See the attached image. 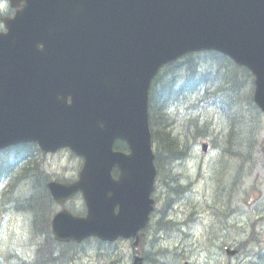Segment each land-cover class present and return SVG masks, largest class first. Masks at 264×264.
I'll return each instance as SVG.
<instances>
[{"label":"water","instance_id":"1","mask_svg":"<svg viewBox=\"0 0 264 264\" xmlns=\"http://www.w3.org/2000/svg\"><path fill=\"white\" fill-rule=\"evenodd\" d=\"M8 1L20 9L0 33V150L30 142L83 159L77 182L48 184L57 203L81 191L87 207L54 216L60 242L137 244L156 174L149 89L164 65L218 51L251 71L264 112V0Z\"/></svg>","mask_w":264,"mask_h":264},{"label":"trees","instance_id":"2","mask_svg":"<svg viewBox=\"0 0 264 264\" xmlns=\"http://www.w3.org/2000/svg\"><path fill=\"white\" fill-rule=\"evenodd\" d=\"M149 122L157 183L164 190L165 205L158 209L161 218L171 211L173 197H181L178 192L189 191L195 184L190 177L178 174L173 164L194 152L200 140H208L211 148L221 150L222 155L219 162L223 167L217 160L211 168V197H228L235 185L240 188L252 173L257 153H264V122L252 102V76L214 52L187 55L160 72L150 91ZM116 149L126 150L122 143ZM38 154L33 144L0 152V183H5L0 215L26 218L24 248L0 250V264H63L77 248L57 244L51 238L49 223L56 205L46 188L51 175L42 169ZM200 170L194 180L201 178ZM225 175L230 190L219 196L217 192L225 188L221 185ZM212 209L222 223L227 219V210ZM212 236L215 234L207 237L208 244L213 243ZM28 248L29 253L23 257Z\"/></svg>","mask_w":264,"mask_h":264},{"label":"rangeland","instance_id":"3","mask_svg":"<svg viewBox=\"0 0 264 264\" xmlns=\"http://www.w3.org/2000/svg\"><path fill=\"white\" fill-rule=\"evenodd\" d=\"M203 157L199 150L192 154L191 158L182 162L183 164L179 167V170L183 174H192L194 173L199 165L201 166V171L205 173L206 178L210 179L211 173L209 171L210 166L213 164L215 153L211 150ZM42 167L50 174H56L64 179L73 180L77 177V164L78 160L72 158L69 153H58L56 155L46 156L45 159L38 156ZM212 160V161H211ZM255 179H258L257 191L259 193V198L263 202L258 204V211L262 212L264 215V168L256 163V168L254 170ZM254 175L250 178L247 184H250ZM212 189L210 191V184L207 180H202L196 183L191 192L185 194V197L181 200V204H176L174 206L175 215L182 216L184 212L190 211L192 204L194 206H200L204 204L207 200V197H210ZM252 198V197H251ZM250 198V199H251ZM242 203L238 204L239 206ZM80 206V205H77ZM235 207V205H233ZM243 211L240 215L231 214L230 224H235L238 228L241 229V232L247 233L250 231V223L253 217L256 215L255 206L242 204L240 206ZM2 221V219L0 220ZM210 221L209 214L203 212V215L195 216L194 223L191 225V228L185 229L186 232L190 234L191 239L186 241L183 240V235L172 234L170 236L166 235V239L160 241L163 244H157L156 247L166 248L159 253V259L167 264L172 262L174 259L179 258L180 256L186 254L190 264H226V259L223 253L215 250V247L210 248V253L202 252L199 245H194L197 241H201L202 234H204L205 225ZM23 220L21 217L11 216L7 218L0 225V250L4 249L9 250L10 248H21L23 242ZM258 232H261V235L264 237V222L260 223L256 227ZM239 233L237 238L243 239V234ZM224 233V226H222V231L220 234ZM234 240V239H233ZM262 240V239H260ZM178 241L184 242L186 244H181ZM194 245V246H193ZM124 246V245H123ZM187 246V249H186ZM193 246V247H192ZM214 246V245H212ZM84 248H77L73 250V255L68 264H119L115 262L113 258L97 257V254L94 250L89 248V245H84ZM183 250V251H182ZM129 248L126 249V254L129 253ZM181 258V257H180ZM179 258V259H180ZM230 264H240L238 259H233L230 261Z\"/></svg>","mask_w":264,"mask_h":264},{"label":"bare ground","instance_id":"4","mask_svg":"<svg viewBox=\"0 0 264 264\" xmlns=\"http://www.w3.org/2000/svg\"><path fill=\"white\" fill-rule=\"evenodd\" d=\"M76 249L77 248H74L72 250H76ZM165 249L166 248H163V247H155L154 249L149 250L148 253L145 255V263L146 264H167L166 262H163L162 260L159 259L158 257L159 253H157V252H162ZM72 255L73 253L71 254V258H72ZM70 260H68L67 262H64L63 264H68Z\"/></svg>","mask_w":264,"mask_h":264},{"label":"flooded vegetation","instance_id":"5","mask_svg":"<svg viewBox=\"0 0 264 264\" xmlns=\"http://www.w3.org/2000/svg\"><path fill=\"white\" fill-rule=\"evenodd\" d=\"M1 28H2V25L0 24V30H1Z\"/></svg>","mask_w":264,"mask_h":264}]
</instances>
